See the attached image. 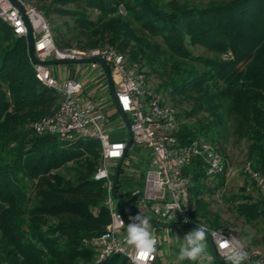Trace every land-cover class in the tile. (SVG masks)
Listing matches in <instances>:
<instances>
[{
  "label": "trees",
  "instance_id": "trees-1",
  "mask_svg": "<svg viewBox=\"0 0 264 264\" xmlns=\"http://www.w3.org/2000/svg\"><path fill=\"white\" fill-rule=\"evenodd\" d=\"M33 2L47 17L69 16L76 22L75 42L65 40L62 25L54 22L59 49L75 44L83 49L111 47L148 68L150 81L159 77L158 89L178 110L183 141L209 140L227 167L230 144L245 142V164L264 173V0ZM194 47L212 55L196 54ZM108 92L104 100H110L109 114L119 116ZM59 102L60 94L36 77L26 37L0 20V264H132L125 254L96 261L93 239L112 221L108 186L95 178L100 142L37 134L30 126L52 114ZM131 148L117 192L138 207L131 192L143 187L150 154L137 172L127 160ZM71 166L72 177L62 174ZM186 172L192 177L188 225L208 232L229 230L206 198L225 184L226 174L210 178L199 159H193ZM129 175L134 182L125 184ZM259 193L255 197L244 185L233 197L249 224L264 221V194ZM112 199L123 212L113 191ZM157 264H162L159 254ZM220 264H226L222 257Z\"/></svg>",
  "mask_w": 264,
  "mask_h": 264
},
{
  "label": "built area",
  "instance_id": "built-area-1",
  "mask_svg": "<svg viewBox=\"0 0 264 264\" xmlns=\"http://www.w3.org/2000/svg\"><path fill=\"white\" fill-rule=\"evenodd\" d=\"M17 1L18 3L0 0V20L8 24L17 36H24L28 40L27 18L35 37V54L41 61L101 58L110 64L116 78L117 100L130 120L133 143L147 147L150 154L144 185L134 189L131 195L136 198L138 205L148 206L152 215L161 222L191 223L193 208L188 200L192 177L186 172V168L193 159H199L205 163L206 173L210 178L227 174L229 167L223 155L209 140L202 137L188 141L181 139L178 110L168 102L158 86L149 80L140 64L130 61L128 56L111 47L83 49L75 44L68 49H59L44 10L33 0ZM31 62L36 77L60 94L57 109L52 114L32 121L31 128L37 134H53L67 139H96L101 145V163L95 178L104 180L108 186V206L112 221L105 232L93 239L96 261H105L114 254L134 258L136 249L126 243L129 219L112 199L113 176L118 160L126 154L129 138L113 139V130L126 127L122 117L120 116L118 124L112 123V117L103 110L100 101L85 91L84 78L59 80L53 75L49 65L34 63L32 59ZM87 64L90 65L86 67L90 74L88 77L96 80L103 76L107 79L105 70L99 63ZM131 165L133 168V164ZM245 168L258 190L264 194V173L253 169L250 164ZM209 233L220 257L224 258L226 254V251L221 253L218 250V244L224 238L231 242L229 249L236 247L247 252V259L242 264H264V253L257 248H248L231 230L211 229ZM154 236L157 240L156 251L150 259L140 264H157L160 238ZM130 261L133 264L132 259Z\"/></svg>",
  "mask_w": 264,
  "mask_h": 264
},
{
  "label": "rangeland",
  "instance_id": "rangeland-1",
  "mask_svg": "<svg viewBox=\"0 0 264 264\" xmlns=\"http://www.w3.org/2000/svg\"><path fill=\"white\" fill-rule=\"evenodd\" d=\"M189 1L205 2L208 0H189ZM96 16L97 14L93 13V17L95 18ZM48 19L51 23L53 36H55L54 24L55 23L61 24L63 27L64 39L65 40L71 39L72 42L76 41L75 36L77 35L78 30L75 28L76 22L74 21V19H72L69 16L60 17L57 14H53L51 17L48 16ZM69 26L71 28H69ZM192 49L196 54L212 55V52L202 47H194ZM76 65L77 64H56L50 67L53 72V75L59 80L62 79L63 74H60L58 72V69L66 66L70 67L69 72L68 74H66V76L68 78H77V79L84 78V81L86 83L85 91L91 93L93 98L100 101L103 110L109 113V110L111 109L110 107L111 105L109 104V102L104 103L103 101H101L103 96L105 97V94L106 96L109 94L108 92L109 86L107 79L104 78L103 76L102 78L99 77L96 80L91 79L90 77H88V75H90L89 70L86 69V67L90 66L89 64L82 63L80 64L81 67L77 69L74 68ZM72 66L74 69L72 68ZM145 70L148 71L149 69L145 68ZM113 78L115 82L116 78L114 74H113ZM150 79L156 85H158L161 82V79L159 77L151 76ZM109 96H111V93ZM167 100L169 99L167 98ZM111 120L112 123L117 122V124L120 121L118 115L112 116ZM112 136L113 139H126L129 137V130L127 129V127L115 129L112 132ZM229 153L231 156L230 166L228 173L224 178L225 184L221 186L216 192L212 194H207L206 198L207 200L211 201L210 207L213 210V212H217L221 214L222 220L229 223V227H228L229 230L234 232L248 248H257L264 253V240H263L264 221H259L256 224L247 223L245 219L238 213L237 210L238 200H234L233 198L239 192L240 188L244 185L247 186L248 193L254 195L255 197L261 196L257 188H255V186L251 183L250 180L251 178L249 175H247L246 172L245 162L247 160V144L245 142L231 143L229 146ZM148 155H149V151L147 147L133 143L132 148L130 150V154L127 157V160L132 161L134 170L138 172L140 171L141 168L145 167V165L147 164V160L149 157ZM61 172L67 177H72L75 170L71 166V168H63ZM131 182H134V178L132 177V175H129L125 179V184H129ZM215 184L216 182L210 183L211 186H214ZM134 188L135 187L130 186L129 190H133ZM119 205H120L119 208L123 211L126 217L130 219V222L132 223L133 222L132 218L137 216V214L128 213L130 209L121 201ZM138 208L142 212L144 211L148 214H152L150 208L146 205L139 204ZM193 229L195 228L184 227V226L164 228L150 224V232L153 235H156L160 238V243L158 247L160 249L159 251L161 255L162 264H206L205 259L202 260L201 258L196 261H191L188 259L181 260L179 258L181 247L185 244L184 237ZM176 242H178L177 249L174 248ZM209 249H211L210 244L206 238V254L211 255Z\"/></svg>",
  "mask_w": 264,
  "mask_h": 264
},
{
  "label": "clouds",
  "instance_id": "clouds-1",
  "mask_svg": "<svg viewBox=\"0 0 264 264\" xmlns=\"http://www.w3.org/2000/svg\"><path fill=\"white\" fill-rule=\"evenodd\" d=\"M133 222L128 224L126 243L136 249V256L132 259L133 264H140L152 257L156 251L157 240L150 232V217L137 215L132 218ZM206 238L207 230L200 226L190 231L185 237V244L180 250V259L196 261L206 256ZM223 242L218 244V250L221 253L226 251L224 259L226 264H242L247 259V252L242 249L231 247L230 241L221 238Z\"/></svg>",
  "mask_w": 264,
  "mask_h": 264
},
{
  "label": "water",
  "instance_id": "water-1",
  "mask_svg": "<svg viewBox=\"0 0 264 264\" xmlns=\"http://www.w3.org/2000/svg\"><path fill=\"white\" fill-rule=\"evenodd\" d=\"M13 1L15 3H18L17 0H13ZM21 11H22V13L25 14V10L23 7H21ZM26 21H27L28 29H29V33H28L29 53H30V57L34 63H43V64H47L49 66L56 65V64L99 63L103 67V69L105 70L106 76H107L109 90H110L113 102L115 104L116 110L118 111L119 115L122 117V119L125 123V126L129 130V138L127 141V148H126V154H127L129 149L133 145V139H134L133 138V132L131 130L130 120H129L128 116L126 115V113L121 109V106L117 100L116 87H115L113 72H112L110 64L105 59H101V58H87V59H82V60L50 59V60H46V61H41L39 58H37V56L35 54V37H34L33 29L31 27L30 22L27 20V18H26ZM126 154L123 158L119 159L117 162V166H116L115 173H114V179H113V189H112L113 195L119 201H121L123 204H125L135 214L147 216L138 207L134 206L132 203L127 201L122 195H120L117 192V185L119 182L120 172H121V168L123 166ZM147 217H149V216H147ZM150 224H153V225H156L159 227H164V228L177 227V226L190 227V225H188V224H180L179 225V224H175V223H165V222L157 221L151 217H150ZM193 228H198V227H193ZM207 239L209 241L210 248H211L215 263L220 264V256H219L218 251L215 247L213 239H212V237L208 231H207Z\"/></svg>",
  "mask_w": 264,
  "mask_h": 264
},
{
  "label": "crops",
  "instance_id": "crops-1",
  "mask_svg": "<svg viewBox=\"0 0 264 264\" xmlns=\"http://www.w3.org/2000/svg\"><path fill=\"white\" fill-rule=\"evenodd\" d=\"M81 67V65L80 64H77L74 68H80ZM69 68L70 67H62V68H59L58 69V72L60 73V74H63L62 75V79H65V78H68L67 76H66V74H68V72H69ZM72 68H73V66H72ZM73 68V69H74ZM85 68V67H84ZM104 98H106V94H105V97L103 96V98H102V100L101 101H103L104 103H106V102H109L110 100H104ZM114 103V102H113ZM118 112V111H117ZM119 114V113H118ZM119 117V119H120V115L118 116ZM128 224H131V222H130V219H129V223ZM250 243V242H249ZM248 243V244H249ZM177 245H178V242H176L175 243V246H174V248L175 249H177L178 247H177ZM250 249H252V248H250ZM160 249H159V247L157 248V252H158V254H159V256H160V261H161V255H160V251H159ZM201 259L203 260V259H205V262H206V264H216L215 263V261H214V257H213V254L212 255H208V254H206V256H204V257H201Z\"/></svg>",
  "mask_w": 264,
  "mask_h": 264
},
{
  "label": "snow or ice",
  "instance_id": "snow-or-ice-1",
  "mask_svg": "<svg viewBox=\"0 0 264 264\" xmlns=\"http://www.w3.org/2000/svg\"><path fill=\"white\" fill-rule=\"evenodd\" d=\"M113 155H115V153H113Z\"/></svg>",
  "mask_w": 264,
  "mask_h": 264
}]
</instances>
